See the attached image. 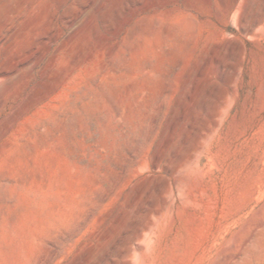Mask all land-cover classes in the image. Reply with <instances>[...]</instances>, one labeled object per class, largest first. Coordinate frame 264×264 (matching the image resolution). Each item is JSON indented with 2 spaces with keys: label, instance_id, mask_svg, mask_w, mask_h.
I'll return each mask as SVG.
<instances>
[{
  "label": "rangeland",
  "instance_id": "1",
  "mask_svg": "<svg viewBox=\"0 0 264 264\" xmlns=\"http://www.w3.org/2000/svg\"><path fill=\"white\" fill-rule=\"evenodd\" d=\"M0 264H264V0H0Z\"/></svg>",
  "mask_w": 264,
  "mask_h": 264
}]
</instances>
